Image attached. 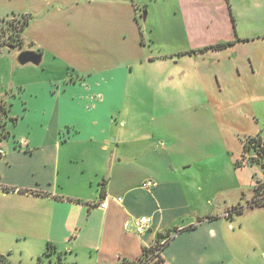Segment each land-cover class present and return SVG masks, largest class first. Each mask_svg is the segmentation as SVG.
Here are the masks:
<instances>
[{"label": "crops", "instance_id": "obj_1", "mask_svg": "<svg viewBox=\"0 0 264 264\" xmlns=\"http://www.w3.org/2000/svg\"><path fill=\"white\" fill-rule=\"evenodd\" d=\"M178 1L184 43L168 48L145 40L136 0H0V19L31 15L21 52L42 55L22 66L0 46L11 119L0 140L3 244L133 264L170 233L163 264H264V248L249 260L241 236L263 208H248L264 175L244 142L264 140V0ZM132 113L146 140L166 136L168 159L142 179L129 169L139 159L120 152Z\"/></svg>", "mask_w": 264, "mask_h": 264}, {"label": "rangeland", "instance_id": "obj_2", "mask_svg": "<svg viewBox=\"0 0 264 264\" xmlns=\"http://www.w3.org/2000/svg\"><path fill=\"white\" fill-rule=\"evenodd\" d=\"M136 3L140 6V9H144V11L141 10L139 14L147 15L146 21L140 18V24H144L143 31L146 41L153 39L156 45L163 44L168 48L175 47L179 44L182 45L184 43L181 36V26L178 20V0H136ZM13 18L14 17H12L11 15L5 19L6 21H12ZM75 23L78 24L75 27L83 30V19L79 18L78 20H74L72 27ZM3 26L4 27L2 29V25L0 24V46L5 45L4 47H12L10 44H8V42L11 41L7 38L8 27L5 24ZM83 41L85 42L86 39L84 38L79 41V45H81L82 47ZM148 43V45H152V43ZM13 45H15V41ZM8 51L12 52L13 57L17 56V58L21 54V49L18 47ZM84 63L85 61H83V64ZM146 123L147 122L144 121L143 116L132 113V117L129 119V132L125 135L126 144L130 147V149L127 147V145L126 147L120 148L122 157L130 152V158L139 159L136 160V162H132L129 168L132 174L136 176V179H142L148 176L149 169L152 168V166V169H154L155 167L160 170L161 166L163 165L162 163H160V160L168 159L167 151L160 148L162 145L161 142H164L163 138L166 136H164L161 131H157L156 138H153V133H150L149 138L151 140H146L148 138L146 136L147 133L145 135V131L143 129V126H145ZM145 136L146 138H144ZM127 169L128 168H124V170ZM258 169L264 175V170H262L260 166L258 167ZM2 212L3 211L0 210V218L2 217ZM251 220L253 223L257 222L255 223V226L253 223H247V225L244 226V229L241 232L242 241L246 243V247L248 248L247 253L252 254V257H250L249 260L251 258H254V254H256L261 248H264V207L262 209L259 208V210H256L255 214H253L250 219H248V222ZM4 245L10 246V251H5L7 254L6 257L8 259L10 258L18 263L22 262L23 260L25 264H38L39 258H43L44 253L47 250V247L43 243L38 244L35 243V241H32L30 243L23 241L12 242L8 245L3 244L2 238L0 237V246ZM255 249H257V251H255ZM63 257L64 263L74 264V257L69 254V249L65 251ZM50 259H52L53 261ZM56 261L57 256L52 255L51 258H45V261L42 264H57Z\"/></svg>", "mask_w": 264, "mask_h": 264}, {"label": "trees", "instance_id": "obj_3", "mask_svg": "<svg viewBox=\"0 0 264 264\" xmlns=\"http://www.w3.org/2000/svg\"><path fill=\"white\" fill-rule=\"evenodd\" d=\"M11 16V15H10ZM13 20L12 21H6V19H0V24L7 25L8 27V34L7 38L11 40L8 42L12 47L16 48H23L24 40H23V34L25 30L30 25V22L32 20L31 15L28 14H12ZM141 19H144V15H141ZM17 40V41H16ZM15 41V45H13ZM17 42V45H16ZM231 45L228 44H221L215 47H212L210 49H221L225 48L227 46ZM5 46V45H4ZM10 47V46H9ZM11 47V48H12ZM209 49V48H208ZM10 121L9 116V110L7 109L6 105L0 101V140L6 139L9 137V132L6 130L7 121ZM16 121V120H15ZM244 156L248 159V163L251 166H257V167H264V140L262 138H247L244 142ZM255 196L251 201L248 202V208L253 207H264V186L260 185L259 188H256L254 190ZM246 208L243 207H237L233 211L236 212L238 215H241ZM167 240V245L169 244L171 240V235L168 233L167 235H161L158 239L157 244L154 247L148 248L144 250L143 257L139 260L138 263L133 264H163L164 260L162 258V253L167 247L160 246L161 240L165 238ZM161 251V253H157V251ZM52 255L57 256V264H66L64 263V254L58 253L56 250V247L49 244L47 245V250L44 253L43 258H39L38 264H42L45 261V258H51ZM52 260V259H50ZM53 261V260H52ZM0 264H13L6 256L0 254ZM68 264V263H67Z\"/></svg>", "mask_w": 264, "mask_h": 264}, {"label": "water", "instance_id": "obj_4", "mask_svg": "<svg viewBox=\"0 0 264 264\" xmlns=\"http://www.w3.org/2000/svg\"><path fill=\"white\" fill-rule=\"evenodd\" d=\"M147 15L144 14V21H146ZM18 63L22 66L28 65V64H33L35 66H40L42 63V55L38 54L37 52L34 51H23L21 54L18 56L17 59ZM264 170V167L261 168Z\"/></svg>", "mask_w": 264, "mask_h": 264}, {"label": "built area", "instance_id": "obj_5", "mask_svg": "<svg viewBox=\"0 0 264 264\" xmlns=\"http://www.w3.org/2000/svg\"><path fill=\"white\" fill-rule=\"evenodd\" d=\"M260 185H261V184L258 183V184L256 185L255 189H256V188H259ZM152 186H154V183H153L152 181L147 182L146 185H145V187H148V188H150V187H152ZM116 201H117L118 203H121V202H122L121 199H117ZM101 206H102L103 209H107V208H108V204H107L106 202H104ZM149 222H150V220H149L148 218H141V219L139 220V223H138L137 232H138L139 234H142V233H144L147 229H149ZM166 245H167V240L162 241V242L160 243V246H162V247H166ZM157 253H161V251L158 250Z\"/></svg>", "mask_w": 264, "mask_h": 264}]
</instances>
